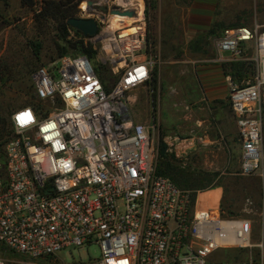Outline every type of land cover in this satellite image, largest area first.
Returning <instances> with one entry per match:
<instances>
[{
    "label": "built area",
    "instance_id": "built-area-1",
    "mask_svg": "<svg viewBox=\"0 0 264 264\" xmlns=\"http://www.w3.org/2000/svg\"><path fill=\"white\" fill-rule=\"evenodd\" d=\"M144 12L133 33L127 25L112 31L125 62L114 85L83 53L33 72L36 103L13 111L14 133L0 156V243L23 259L0 256V264H67L61 251L92 243L101 248L98 264H230L210 257L260 246L252 243L250 219L200 207L203 190L181 188L156 172L155 111L150 124L136 122L127 96L143 86L155 91L159 56ZM216 47L219 62L256 65L242 83L231 80L229 102L241 145L238 173L264 181V25L227 27ZM26 111L33 119L20 125L15 117ZM262 256L251 253L235 264Z\"/></svg>",
    "mask_w": 264,
    "mask_h": 264
},
{
    "label": "rangeland",
    "instance_id": "rangeland-1",
    "mask_svg": "<svg viewBox=\"0 0 264 264\" xmlns=\"http://www.w3.org/2000/svg\"><path fill=\"white\" fill-rule=\"evenodd\" d=\"M93 1V5L90 6L89 10H85L83 6L84 3L87 5L88 0H83L81 2L78 17H92L99 22V33L95 37L86 38V41H91L98 49L95 63L102 65L107 85L112 86L118 81L122 73V67H119L120 59L117 56L118 51L115 49L112 41V31L114 28L118 27V23L129 25L127 19L134 18L135 16L114 18L110 13L115 6H123V3L120 1ZM143 1L145 7L144 18L146 19L148 30L150 27L152 29V42L155 47V53L159 56L155 70V72H157V77L158 69L161 64L160 62L167 58L174 60L178 58L179 60L183 59L185 55L182 53V48L186 46H201L205 48L206 53L203 55L205 58H217L216 40L219 36H206L207 31H209L213 23L219 22V19L228 23L230 21L235 23L236 21L242 20L247 22L252 19L251 24H253L256 14H258V17L259 15L261 16L262 7L264 5V0H157L156 9L152 8L147 12L146 9L149 8L147 1ZM212 1L216 4L213 6L214 10L208 9L204 15V21L205 24H207L206 29L201 30V32L198 31L190 41L189 38L184 35L181 27H178L181 23L179 21L180 16H186L188 14V7L191 5H199L200 3H207L210 5L209 3ZM1 8L3 16L0 18V63L6 64L10 70L9 75L11 80L4 84L0 83V104L4 105L5 108L12 107L13 110H15L26 104L34 93L31 86L33 85L32 74L35 69L42 64L50 65L58 60L57 37L52 31L40 34L33 20V12L26 7H22L20 0H10L9 6H5L1 3ZM170 16H173L174 19L169 18ZM114 19L123 21H115ZM111 21L113 27L110 26ZM159 24H163L170 28L162 32V36L155 34V30ZM251 24H248V22L246 23V25ZM102 31L108 32L103 35ZM35 42H40L42 45L38 55L34 48ZM187 55L191 56V54ZM247 55L252 57L253 48H249ZM173 77L174 76L171 77V80H173ZM171 85L170 87L166 86L167 93L164 98L163 94H161L160 99L161 101L164 99L167 103L173 105L174 103L177 104V91L175 90L177 86L174 80ZM172 87H174V89ZM127 96L131 100L134 120L136 122H145V119L148 118V123L150 124L153 120V109L157 107L158 102V93L156 90L154 94H152L148 87L143 86L130 91L127 93ZM164 119H168V116L165 115ZM158 125L159 128L155 130V140L157 144L161 140L164 141L165 138L163 124L160 126L158 123ZM228 146L229 147L225 148L224 151H219L217 170L219 173L234 174L240 171L241 145L239 138H235V142L229 143ZM168 153L170 154V152ZM222 155L227 159L225 164L222 163ZM181 163L183 162L181 161ZM186 166L191 167L192 170L196 169L189 163ZM233 177H245V179H247L241 182L242 185L246 184V193L242 191L241 185L237 186V183L231 185L233 179L225 174L221 179L214 181L211 185L213 186L217 181L225 185L224 190H226V192H223V199L228 200L236 197V203L234 199L232 204L234 215H228L227 217L253 220L252 243H254L255 238L259 240L258 244H260V246L253 247V255L256 256L259 254L260 256V253H263L262 258L257 259L254 264H264V181L253 176H238L234 174ZM235 185L237 188L234 187ZM211 193L214 192L211 191ZM205 195L208 196V192L203 194V196ZM244 196H247L249 201H247ZM242 197L244 198L243 200ZM254 198H256V201ZM235 250L236 248L221 249L217 254L220 258H224L223 260H227L231 264L244 262L241 259L238 261L233 258L229 259L230 256L234 255ZM101 254L100 245L96 243L82 247L66 248L60 252V256L67 264H73L75 262H79V264H98ZM0 256L14 257L15 255L10 249L0 243ZM15 257L17 259H23L21 256Z\"/></svg>",
    "mask_w": 264,
    "mask_h": 264
},
{
    "label": "crops",
    "instance_id": "crops-1",
    "mask_svg": "<svg viewBox=\"0 0 264 264\" xmlns=\"http://www.w3.org/2000/svg\"><path fill=\"white\" fill-rule=\"evenodd\" d=\"M209 4L191 5L188 7V14L180 16L179 21L181 23L178 27H181L184 35L190 41L198 31L201 32V30L206 29L207 24H205L204 15L208 9L214 10L213 6L216 5L213 1ZM262 8L261 16L258 17V14H256L253 24L264 25V5ZM169 18L174 19L173 16ZM247 22L251 24L252 19ZM247 22L242 20L228 23L219 19L217 23H223L226 26L219 30L221 35L225 28L246 25ZM168 29H170L168 26L159 24L155 34L162 36V32ZM192 46L182 48V53L185 55L183 59L167 58L160 62L157 81L152 83L158 93V102L157 107L154 108L153 119L160 126L163 124L164 140L171 149V153L178 159L181 161L186 160L198 170L216 172L218 171L219 151H224L225 148L229 147V143H234L235 138H239L236 119L229 102L232 79L230 75L225 73L223 63L217 61L216 57L205 58L203 56L206 53L205 48L198 45ZM187 54H191V56ZM172 76H174L173 80L177 86L175 88L177 91V104L174 103L173 105L167 103L164 99L163 101L160 99L161 94H163V98L166 95V86L170 87L173 81L171 80ZM172 88L174 89V87ZM186 105L189 106V109L186 108ZM165 115L168 116V119H164ZM148 121V118H146L145 122L148 123ZM221 159L223 164L227 162L223 155ZM224 174L233 179L231 185H234V183H237V186L241 185L242 191L246 193V184L242 185L241 182L247 179L245 177H233L234 174L243 176L238 172L234 174L219 173L214 181L221 179ZM237 186L234 187L237 188ZM224 189V184H216V186L203 190V193L198 196V205L200 207L221 209L223 192H226ZM211 191L214 193H211ZM207 192L208 196H203ZM244 197L249 201L247 196ZM233 199L236 203V197H233ZM254 199L256 201V198ZM252 226H254L253 220ZM254 243L260 245L258 244L259 240L255 238ZM240 249L243 248H236L234 255H239L242 259L244 257L243 261H247L253 253V248H245L246 251ZM217 253L218 251L211 255L210 259L212 261L229 263L227 260H223L224 258H220ZM258 256L259 254L256 255V257Z\"/></svg>",
    "mask_w": 264,
    "mask_h": 264
},
{
    "label": "trees",
    "instance_id": "trees-1",
    "mask_svg": "<svg viewBox=\"0 0 264 264\" xmlns=\"http://www.w3.org/2000/svg\"><path fill=\"white\" fill-rule=\"evenodd\" d=\"M21 6L30 9L33 12V20L37 31L40 34H44L47 31L54 32L57 37V48L59 57L65 54H87L94 62L96 60L98 49L91 41H86V37L83 33L73 28L68 20L72 17H78L80 12V4L83 0H20ZM148 7L146 10L156 9L157 0H146ZM1 3L5 6H9L10 0H0V18H2ZM150 27V25H149ZM223 27V23H215L211 26L207 32V37L220 36L219 30ZM149 38L152 40V29L149 28ZM42 45L40 42L34 43L35 52L38 55ZM97 65L98 72L105 79L103 73V67L99 63ZM225 73L230 75L232 80L237 83H242L244 79L249 78L255 73L256 65L254 61L238 60L223 64ZM10 70L6 64L0 63V83L4 84L10 81ZM153 83L157 81V72L153 74ZM106 80V79H105ZM33 88V85L31 86ZM34 91V90H33ZM36 103L34 93L31 99L27 101L25 105H34ZM13 108H5L0 104V156L4 157V148L14 133L11 115ZM158 163L157 174L169 176L179 187L184 189H191L197 191L199 189L206 190L211 188V184L215 178L219 175V171L209 172L206 170H192L191 167L183 166L181 160L174 154L167 152V144L161 140L158 143ZM216 184H221L217 181ZM214 184L213 186H216ZM193 199H196V192L193 194ZM234 199H223L221 204V210L224 216L234 215L232 210V204ZM246 251L247 249H240ZM231 258L238 260H244L239 255H233Z\"/></svg>",
    "mask_w": 264,
    "mask_h": 264
},
{
    "label": "water",
    "instance_id": "water-1",
    "mask_svg": "<svg viewBox=\"0 0 264 264\" xmlns=\"http://www.w3.org/2000/svg\"><path fill=\"white\" fill-rule=\"evenodd\" d=\"M93 2V0H88V5L92 6ZM112 12L127 16H136L137 14L135 9L123 7L121 5L115 6ZM68 23L73 28L80 30L86 37H95L99 33V22L92 17H72L68 20Z\"/></svg>",
    "mask_w": 264,
    "mask_h": 264
},
{
    "label": "bare ground",
    "instance_id": "bare-ground-1",
    "mask_svg": "<svg viewBox=\"0 0 264 264\" xmlns=\"http://www.w3.org/2000/svg\"><path fill=\"white\" fill-rule=\"evenodd\" d=\"M117 1H120L123 3V6L125 7H132V9H136L137 11V14L136 16H128V17H134V18H131V19H127V21L129 22V25H127V29L125 30L127 33H133L135 31V27H133L134 23L141 20L143 18V10H144V1L143 0H117ZM84 6V9L85 10H89V5L87 3H84L83 4ZM115 15H118V16H115ZM115 15H113L114 18H122L123 16H127V15H122V14H119V13H115ZM115 21H123V20H119V19H114ZM119 25H123V24H120L118 23L117 26ZM125 25V24H124ZM116 29V28H114ZM125 65V62L124 61H120L119 62V67H123Z\"/></svg>",
    "mask_w": 264,
    "mask_h": 264
},
{
    "label": "clouds",
    "instance_id": "clouds-1",
    "mask_svg": "<svg viewBox=\"0 0 264 264\" xmlns=\"http://www.w3.org/2000/svg\"><path fill=\"white\" fill-rule=\"evenodd\" d=\"M15 119L18 120L20 125H26L33 119V116L30 112L26 111L16 116Z\"/></svg>",
    "mask_w": 264,
    "mask_h": 264
},
{
    "label": "snow or ice",
    "instance_id": "snow-or-ice-1",
    "mask_svg": "<svg viewBox=\"0 0 264 264\" xmlns=\"http://www.w3.org/2000/svg\"><path fill=\"white\" fill-rule=\"evenodd\" d=\"M141 72V74H143V70H139ZM50 127H54V125H50Z\"/></svg>",
    "mask_w": 264,
    "mask_h": 264
}]
</instances>
